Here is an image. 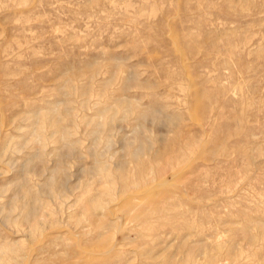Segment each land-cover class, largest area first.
I'll return each mask as SVG.
<instances>
[{
    "label": "rangeland",
    "instance_id": "rangeland-1",
    "mask_svg": "<svg viewBox=\"0 0 264 264\" xmlns=\"http://www.w3.org/2000/svg\"><path fill=\"white\" fill-rule=\"evenodd\" d=\"M0 264H264V0H0Z\"/></svg>",
    "mask_w": 264,
    "mask_h": 264
},
{
    "label": "bare ground",
    "instance_id": "bare-ground-1",
    "mask_svg": "<svg viewBox=\"0 0 264 264\" xmlns=\"http://www.w3.org/2000/svg\"><path fill=\"white\" fill-rule=\"evenodd\" d=\"M55 119V118H54ZM55 121V120H54ZM146 193H148L149 195L151 194V193H149V192H147L146 191ZM148 196V195H147ZM38 207V206H37ZM35 208H36V203L35 202H29V204H28V206H27V208H26V215H27V217H31L33 214H34V212H35Z\"/></svg>",
    "mask_w": 264,
    "mask_h": 264
}]
</instances>
